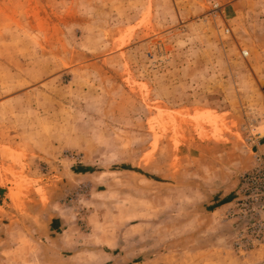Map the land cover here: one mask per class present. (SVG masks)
<instances>
[{
	"label": "rangeland",
	"instance_id": "rangeland-1",
	"mask_svg": "<svg viewBox=\"0 0 264 264\" xmlns=\"http://www.w3.org/2000/svg\"><path fill=\"white\" fill-rule=\"evenodd\" d=\"M257 156L264 0H0V264H264Z\"/></svg>",
	"mask_w": 264,
	"mask_h": 264
},
{
	"label": "built area",
	"instance_id": "built-area-1",
	"mask_svg": "<svg viewBox=\"0 0 264 264\" xmlns=\"http://www.w3.org/2000/svg\"><path fill=\"white\" fill-rule=\"evenodd\" d=\"M243 199L239 207L244 213L257 214L264 212V157L257 156V166L254 171L244 175L241 190ZM263 225L258 223L257 227Z\"/></svg>",
	"mask_w": 264,
	"mask_h": 264
},
{
	"label": "crops",
	"instance_id": "crops-1",
	"mask_svg": "<svg viewBox=\"0 0 264 264\" xmlns=\"http://www.w3.org/2000/svg\"><path fill=\"white\" fill-rule=\"evenodd\" d=\"M62 225H64V226H65V223H63V222H62ZM64 226H63V227H64ZM63 230H64V228H63ZM65 233H66V232H65Z\"/></svg>",
	"mask_w": 264,
	"mask_h": 264
}]
</instances>
